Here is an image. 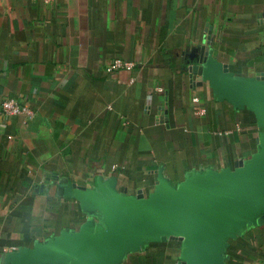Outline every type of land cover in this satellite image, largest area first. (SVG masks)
I'll return each mask as SVG.
<instances>
[{"label":"crops","instance_id":"obj_1","mask_svg":"<svg viewBox=\"0 0 264 264\" xmlns=\"http://www.w3.org/2000/svg\"><path fill=\"white\" fill-rule=\"evenodd\" d=\"M217 72L264 82V0H0V103L34 112L0 116V264L123 229L77 187L137 202L161 181L176 190L262 168L264 105L215 84ZM200 233L181 218L89 264H186ZM57 258L37 264H70ZM206 264H264V197Z\"/></svg>","mask_w":264,"mask_h":264},{"label":"water","instance_id":"obj_2","mask_svg":"<svg viewBox=\"0 0 264 264\" xmlns=\"http://www.w3.org/2000/svg\"><path fill=\"white\" fill-rule=\"evenodd\" d=\"M207 72L193 66L191 71ZM210 79V75H206ZM216 84L224 83L248 105H264V82L240 78L234 75H217ZM158 189L148 198L130 202L126 195L107 191L103 196L88 193L84 188H75L76 193L89 202L105 206L123 221L120 232H82L73 239L56 242L39 256L26 264L44 260L60 263L62 258L70 264H89V256L106 252L115 259L138 246L145 235L168 230L171 225L185 217H194L200 224V238L191 248L186 264H206L213 246L222 239L235 217L243 211L253 210L264 197V166L252 172H230L217 181L200 180L195 184H183L172 189L161 181Z\"/></svg>","mask_w":264,"mask_h":264},{"label":"built area","instance_id":"obj_3","mask_svg":"<svg viewBox=\"0 0 264 264\" xmlns=\"http://www.w3.org/2000/svg\"><path fill=\"white\" fill-rule=\"evenodd\" d=\"M53 0H44L46 3H50ZM127 63L122 62L120 60H115V62L110 66L109 69H113L119 66H125ZM22 114L25 117V120H29L34 116L33 110L27 107L22 102L14 99V98H5L0 103V116L7 118L9 116Z\"/></svg>","mask_w":264,"mask_h":264}]
</instances>
